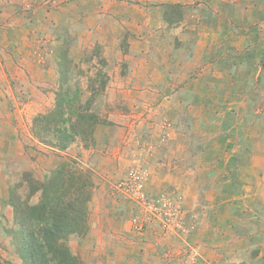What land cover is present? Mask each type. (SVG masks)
I'll use <instances>...</instances> for the list:
<instances>
[{"label": "rangeland", "instance_id": "rangeland-1", "mask_svg": "<svg viewBox=\"0 0 264 264\" xmlns=\"http://www.w3.org/2000/svg\"><path fill=\"white\" fill-rule=\"evenodd\" d=\"M62 167L74 264H264V0H0V264Z\"/></svg>", "mask_w": 264, "mask_h": 264}, {"label": "trees", "instance_id": "trees-1", "mask_svg": "<svg viewBox=\"0 0 264 264\" xmlns=\"http://www.w3.org/2000/svg\"><path fill=\"white\" fill-rule=\"evenodd\" d=\"M61 104L60 100L59 109ZM61 117L62 111H59L58 117L46 115L42 119L38 118L42 125H46L40 128L47 131L48 125L58 123ZM88 183L81 172H69L66 167H62L41 187L30 184L33 191L41 190L42 196L38 204L25 208L21 207V203L15 202L16 215L22 220V250L27 253L23 256L24 264H52V259H58L59 264H74V259L68 257L62 240L69 234L85 232L86 201L91 196L87 189L90 185Z\"/></svg>", "mask_w": 264, "mask_h": 264}]
</instances>
